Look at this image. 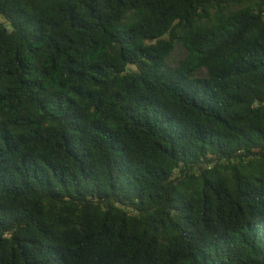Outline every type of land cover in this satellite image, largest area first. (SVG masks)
Segmentation results:
<instances>
[{
	"label": "trees",
	"instance_id": "obj_1",
	"mask_svg": "<svg viewBox=\"0 0 264 264\" xmlns=\"http://www.w3.org/2000/svg\"><path fill=\"white\" fill-rule=\"evenodd\" d=\"M0 264H264V0H0Z\"/></svg>",
	"mask_w": 264,
	"mask_h": 264
},
{
	"label": "rangeland",
	"instance_id": "obj_2",
	"mask_svg": "<svg viewBox=\"0 0 264 264\" xmlns=\"http://www.w3.org/2000/svg\"><path fill=\"white\" fill-rule=\"evenodd\" d=\"M181 57H182V51L178 49L173 55L172 60H177V59H180Z\"/></svg>",
	"mask_w": 264,
	"mask_h": 264
}]
</instances>
